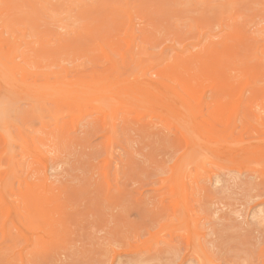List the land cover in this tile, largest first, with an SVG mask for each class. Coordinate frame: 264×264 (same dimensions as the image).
Masks as SVG:
<instances>
[{
	"label": "rangeland",
	"instance_id": "rangeland-1",
	"mask_svg": "<svg viewBox=\"0 0 264 264\" xmlns=\"http://www.w3.org/2000/svg\"><path fill=\"white\" fill-rule=\"evenodd\" d=\"M0 68V264H264V0H0Z\"/></svg>",
	"mask_w": 264,
	"mask_h": 264
},
{
	"label": "bare ground",
	"instance_id": "bare-ground-1",
	"mask_svg": "<svg viewBox=\"0 0 264 264\" xmlns=\"http://www.w3.org/2000/svg\"><path fill=\"white\" fill-rule=\"evenodd\" d=\"M77 1H78V0H77ZM79 2H80V1H79ZM7 7H8V6H7ZM128 11H129V10H128ZM125 13H126V12H125ZM3 15H4V13H3ZM1 17H2V16H1ZM2 18H3V17H2ZM81 25H82V24H81ZM31 30H32V29H31ZM37 35H38V34H37ZM98 45H99V44H98ZM127 45H128V44H127ZM99 46H100V45H99ZM100 47H102V46H100ZM101 49H103V48H101ZM0 69H1V68H0ZM3 70H4V68H3ZM4 71H5V70H4ZM4 71H3V74H4ZM0 73H1V72H0ZM8 73H9V71H8ZM1 74H2V73H1ZM12 75H13V74H12ZM10 76H11V75H10ZM10 76H9V77H10ZM123 76H124V75H123ZM2 77H3V75H2ZM4 77H5V75H4ZM4 77H3V78H4ZM10 78H11V77H10ZM121 78H123V77H121ZM7 79H8V78H7ZM15 79H16V78H15ZM66 80H67V79H66ZM9 81H11V80H9ZM9 81H8L7 84H9ZM12 81H13V80H12ZM17 81H18V80H17ZM64 81H65V80H64ZM70 81H71V80H70ZM1 82H2V81H1ZM3 82H4V81H3ZM6 82H7V81H6ZM14 82H15V81H13V83H14ZM78 82H79V81H78ZM83 82H84V81H83ZM81 83H82V82H81ZM92 83H93V82H92ZM124 83H125V82H124ZM124 83H123V84H124ZM127 83H128V82H127ZM127 83H126V84H127ZM98 84H99V83H98ZM126 84H125V86H126ZM17 85H18V84H17ZM46 85H47V84H46ZM51 85H52V84H51ZM102 85H103V84H102ZM107 85H108V84H107ZM114 85H115V84H114ZM114 85H113V86H114ZM118 85H121V87H122V84H118ZM132 85H133V83H132ZM57 86H58V85H57ZM95 86H98V85H95ZM128 86H130V84H128ZM12 87H15V86L13 85ZM40 87H41V86H40ZM46 87H47V86H46ZM68 87H69V86H68ZM68 87H67V88H68ZM75 87H76V86H75ZM83 87H84V86H83ZM109 87H110V89H111L112 86H109ZM114 87H116V86H114ZM114 87H113V88H114ZM130 87H131V86H130ZM69 88H70V91H71V87H69ZM113 88H112V89H113ZM118 88H119V87H118ZM126 88H127V87H126ZM167 88H168V87H167ZM29 89H30V88H29ZM37 89H39V88H37ZM59 89H60V88H59ZM62 89H63V88H62ZM94 89H95V88H94ZM39 90H40V89H39ZM43 90H44V89H43ZM64 90H65V92H66V89H64ZM104 90H105V89H104ZM241 90H242V89H241ZM18 91H19V90H18ZM45 91H46V89H45ZM47 91H48V90H47ZM51 91H52V93L55 92L53 89H52ZM51 91H49V92H51ZM59 91L61 92V91H63V90L60 89ZM67 91H68V89H67ZM80 91H81V90H80ZM102 91H103V90H102ZM118 91H119V89H118ZM125 91H126V90H125ZM125 91H124V93H125ZM151 91H152V90H151ZM60 92H58L57 94L59 95ZM65 92H64V91H63V93L61 92L62 94H64V97H65ZM92 92H93V91H91V93H92ZM95 92H96V91H95ZM98 92H99V91H98ZM116 92H117V91H116ZM126 92H129V90L126 91ZM137 92H138V91H137ZM139 92H140V91H139ZM144 92H145V91H144ZM52 93H51V94H52ZM69 93H70V95H71L72 92H69ZM69 93H68L67 95H69ZM105 93H106V92H105ZM108 93H109V92H108ZM54 94H55V93H54ZM97 94H98V93H97ZM99 94H100V93H99ZM106 94H107V93H106ZM109 94H110V93H109ZM111 94H113V93H111ZM115 94L117 95V93H115ZM120 94H121V92H119V97H120ZM128 94H129V93H128ZM132 94H133V93H132ZM138 94H139V93H138ZM146 94H147V93H146ZM148 94H149V93H148ZM239 94H240V93H239ZM58 95H56V97H57ZM100 95H101V94H100ZM100 95H99V96H100ZM102 95H103V94H102ZM153 95H154V94H153ZM153 95H152V96H153ZM155 95H156V94H155ZM90 96H91V95H90ZM95 96H96V95H95ZM104 96H105V95H104ZM109 96H110V95H109ZM113 96H115V95H113ZM145 96H146V95H145ZM149 96H150V95H149ZM149 96H148V97H149ZM52 97L55 98V96H52ZM64 97H63V99H66L67 97H70V96H67L66 98H64ZM76 97H77V96H76ZM101 97H102V96H101ZM124 97H125V96H124ZM57 98H58V97H57ZM74 98H75V97H74ZM85 98H86V97H85ZM96 98H97V97H96ZM120 98H121V97H120ZM127 98L129 99V97L126 96V99H127ZM72 99H73V98H72ZM87 99H88V98H87ZM108 99H109V98H108ZM126 99H125V100H126ZM130 99H131V98H130ZM38 100H39V99H38ZM84 100H85V99H84ZM84 100H83V101H84ZM106 100H107V99H106ZM132 100H133V102H134L135 99H132ZM70 101H71V100H70ZM107 101H108V100H107ZM116 101H117V100H116ZM123 101H124V100H123ZM126 101H127V100H126ZM126 101H125V102H126ZM81 102H82V101H81ZM127 102H128V101H127ZM127 102H126V103H127ZM135 102H136V101H135ZM130 103H131V102H130ZM154 104H155V103H154ZM140 105H142V104H140ZM143 105H144V104H143ZM143 105L141 106L142 108H143ZM164 105H165V104H164ZM184 105H185V103H184ZM132 106H133V105H132ZM166 106H167V105H166ZM144 107H145V106H144ZM136 108H137V107H136ZM139 108H140V107H139ZM146 108H147V107H146ZM168 108H169V106H168ZM137 109H138V108H137ZM188 109H189V108H188ZM188 109H187V110H188ZM139 110H140V109H139ZM166 113H167V112H166ZM177 115H178V114H177ZM177 115H176V117H177ZM165 117H166V116H165ZM174 117H175V116H174ZM72 118H73V117H72ZM75 118H76V117H75ZM181 121H182V120H181ZM190 121H191V120H190ZM194 122H195V121H194ZM195 123H196V122H195ZM185 125H187V124L185 123ZM187 128H188V127H187ZM203 133H204V132H203ZM210 135H211V134H210ZM218 141H219V140H218ZM186 142H187V141L185 140V143H186ZM192 144H193V143H192ZM219 144H220V143H219ZM224 144H225V143H224ZM211 145H212V144H211ZM214 145H215V144H214ZM220 145H221V144H220ZM237 145H238V144H237ZM206 146H207V145H206ZM209 146H210V144H209ZM255 146H256V145H255ZM255 146H254V147H255ZM237 147H238V146H237ZM240 147H241V146H240ZM240 147H238V148H240ZM254 147H253V148H254ZM253 150H254V149H253ZM242 151H243V150H242ZM251 151H252V150H251ZM262 151H263V149H262ZM214 152H215V151H214ZM227 152H228V151H227ZM237 152H238V151H237ZM252 152H253V151H252ZM254 153H255V152H254ZM244 154H245V153H244ZM246 156H247V155H246ZM250 156H251V155H250ZM31 208H32V207H31ZM32 221H33V220H32ZM30 225H31V224H30ZM31 226L33 227V225H31ZM35 228H37V227H35ZM186 239H187V238H186Z\"/></svg>",
	"mask_w": 264,
	"mask_h": 264
}]
</instances>
